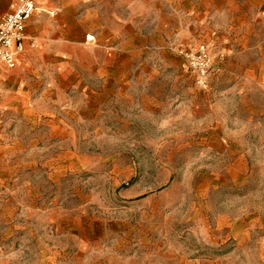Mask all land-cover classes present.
I'll list each match as a JSON object with an SVG mask.
<instances>
[{
    "label": "rangeland",
    "instance_id": "1",
    "mask_svg": "<svg viewBox=\"0 0 264 264\" xmlns=\"http://www.w3.org/2000/svg\"><path fill=\"white\" fill-rule=\"evenodd\" d=\"M155 3L1 67L0 264H264V0Z\"/></svg>",
    "mask_w": 264,
    "mask_h": 264
},
{
    "label": "crops",
    "instance_id": "2",
    "mask_svg": "<svg viewBox=\"0 0 264 264\" xmlns=\"http://www.w3.org/2000/svg\"><path fill=\"white\" fill-rule=\"evenodd\" d=\"M15 1L0 0V21ZM172 1L174 4L177 0ZM232 1L228 0L227 6ZM156 4L153 8V0H35V12L25 25V35L34 41L35 46L37 40H49L48 36L54 38L53 41L59 40L58 44L53 45L43 43L42 50L53 51L58 57V65L69 67L75 58V51L80 50L79 45L85 35L94 33L97 36L102 32L126 38L145 33L142 29L146 27L147 12L161 18V11H157ZM155 26L162 28L159 22ZM30 40L25 42V50L18 57L17 63L27 50L35 47L30 46ZM185 52L187 50L181 52L182 58ZM31 55L32 52L28 57ZM1 67L6 69L4 66H0V69Z\"/></svg>",
    "mask_w": 264,
    "mask_h": 264
},
{
    "label": "built area",
    "instance_id": "3",
    "mask_svg": "<svg viewBox=\"0 0 264 264\" xmlns=\"http://www.w3.org/2000/svg\"><path fill=\"white\" fill-rule=\"evenodd\" d=\"M35 12V0H16L10 11L0 21V66L12 69L18 57L25 50V42L30 40L25 35V25ZM86 42H94L92 35L86 36ZM30 46L35 43L30 40ZM184 67L195 72L199 83L206 79L210 68L207 49L199 45L194 52L183 53Z\"/></svg>",
    "mask_w": 264,
    "mask_h": 264
}]
</instances>
